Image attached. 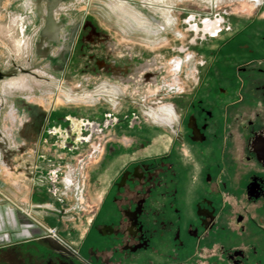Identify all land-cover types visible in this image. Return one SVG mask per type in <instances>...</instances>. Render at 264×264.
Returning a JSON list of instances; mask_svg holds the SVG:
<instances>
[{
  "label": "rangeland",
  "instance_id": "1",
  "mask_svg": "<svg viewBox=\"0 0 264 264\" xmlns=\"http://www.w3.org/2000/svg\"><path fill=\"white\" fill-rule=\"evenodd\" d=\"M258 1L217 0L211 7L206 0H162L168 23L147 0H64L58 10L68 27L80 24V33L73 56L62 62L58 45L50 44L47 55L37 49L42 1L0 0V73L9 74L0 80V248L45 239L74 247L84 228L98 224L124 230L123 211L142 187L133 180L115 193L114 221L100 215L88 189L92 178L115 184L134 167L162 178L161 170L177 166L179 200L189 206L200 198L208 187L199 180L201 164L217 166L238 117L261 103L255 87L264 86V0ZM252 94L257 101L242 105ZM194 121L202 142L192 139ZM12 170L18 202H9L12 192L4 189ZM190 220L183 212V229ZM127 240L118 234L116 248ZM222 251L194 246L181 264H219Z\"/></svg>",
  "mask_w": 264,
  "mask_h": 264
},
{
  "label": "flooded vegetation",
  "instance_id": "2",
  "mask_svg": "<svg viewBox=\"0 0 264 264\" xmlns=\"http://www.w3.org/2000/svg\"><path fill=\"white\" fill-rule=\"evenodd\" d=\"M41 1L43 15L39 16L36 10L35 16L43 27L54 0ZM63 2L53 12L60 49L57 54L62 62L73 56V40L80 27L78 24L70 28L65 23L58 10ZM216 2L208 4L214 7ZM62 39L67 40L63 45ZM50 44L39 42L37 49L41 48L42 55H47ZM259 88L255 87V91H260L257 99L261 103L251 107L252 113L238 117L236 129L223 140L221 161L215 168L201 164L204 172L199 180L201 186L208 187L200 198L189 201V206L178 198L179 167L168 169L171 172L161 170L162 178L150 177V173H146L148 170L144 172V166L143 171L142 167H134L121 175L113 189V192L121 193L128 186L132 188L133 184L128 182L133 180L142 187L141 192L136 193L137 202L131 204L129 201L131 209L123 211V217L128 220L124 230H115L107 223L101 224L100 228L99 224L95 225L87 236H81L78 250L64 244L72 249L73 254L46 241L3 247L0 249V264H181L194 246L208 252L214 246L222 249L219 264H264V86ZM246 96L242 105L257 101L255 94ZM164 112V118L171 120V113ZM190 131L195 141L205 140L195 121L190 125ZM165 179L173 185L167 184ZM194 181L196 185V179ZM116 199L111 197L110 202H103L100 215L114 217L112 210L115 211L113 203ZM187 206L188 210L184 211ZM183 212L192 217L185 229L181 226ZM118 234L126 235L128 240L124 244L121 241L117 249ZM154 244L157 247H153ZM109 251L112 256L107 254ZM151 253L155 254L156 262L149 259Z\"/></svg>",
  "mask_w": 264,
  "mask_h": 264
},
{
  "label": "crops",
  "instance_id": "3",
  "mask_svg": "<svg viewBox=\"0 0 264 264\" xmlns=\"http://www.w3.org/2000/svg\"><path fill=\"white\" fill-rule=\"evenodd\" d=\"M29 122L33 123L34 121H31V118H29ZM43 137L45 138V141H46V139L50 138L48 133H46V135H44ZM14 174H15V172H14V170H12V171H10V175L9 174L6 175V176L10 177V181L6 180L5 181V185H4V189L7 186V191L8 192L9 191L12 192V194H10L9 196H6L7 200L9 202H18V201H20L18 192L21 191V186L16 181H14V179H13ZM102 182L98 178H92L91 179V184H90L91 185L90 189H88V192H90V194H92L94 196L95 206L96 207H100V208L103 206V202H105V201L110 202L111 197H113L115 195L114 194L115 191L113 192L111 190V185L114 184V182H112V178H110L109 180H107L104 183H102ZM7 184H9V185H7ZM125 186H126V182H125ZM109 191H110V193H109ZM3 195H6L5 191H4ZM29 199L31 200V195L29 196ZM9 215H10V218H13L11 212L9 213ZM1 221L2 220L0 218V223H1ZM88 233H90V231L89 230L87 231L86 228H84V230L81 231L80 234L82 236H87ZM64 240H62V243H64L65 245L71 247L73 250L76 251V250L79 249V243L77 245L74 244V247H73L72 246L73 243H69V241L66 243V240L65 241ZM1 248H3V247H1Z\"/></svg>",
  "mask_w": 264,
  "mask_h": 264
},
{
  "label": "water",
  "instance_id": "4",
  "mask_svg": "<svg viewBox=\"0 0 264 264\" xmlns=\"http://www.w3.org/2000/svg\"><path fill=\"white\" fill-rule=\"evenodd\" d=\"M62 0H54L52 3V7L50 8L48 12V18L45 19V23L41 29L40 32V42L47 41L48 43H51L53 45L58 44V34H57V26L54 23L53 19V12L54 8L60 3ZM37 14L39 16L43 15V7L41 4H37ZM8 75L0 73V80L4 79L5 77H8ZM46 242H49L50 244H53L54 246H57L60 250L73 254L72 249L69 247L65 246L64 243L60 241H55L53 239H45Z\"/></svg>",
  "mask_w": 264,
  "mask_h": 264
},
{
  "label": "bare ground",
  "instance_id": "5",
  "mask_svg": "<svg viewBox=\"0 0 264 264\" xmlns=\"http://www.w3.org/2000/svg\"><path fill=\"white\" fill-rule=\"evenodd\" d=\"M146 2L147 7L153 9L155 12H157L159 15H163L165 17L166 22H170L171 16H170V10L165 6V4L162 2V0L158 1H151L147 0ZM207 3L217 1V0H206ZM118 7V6H117ZM107 96V95H105ZM86 98H89L88 96ZM30 215V214H29ZM49 235L53 234L54 237H56V233L52 230H49ZM55 239V238H54Z\"/></svg>",
  "mask_w": 264,
  "mask_h": 264
},
{
  "label": "built area",
  "instance_id": "6",
  "mask_svg": "<svg viewBox=\"0 0 264 264\" xmlns=\"http://www.w3.org/2000/svg\"><path fill=\"white\" fill-rule=\"evenodd\" d=\"M50 236L54 237L53 234H50ZM55 238V237H54Z\"/></svg>",
  "mask_w": 264,
  "mask_h": 264
}]
</instances>
